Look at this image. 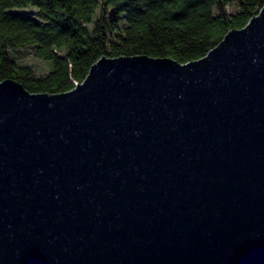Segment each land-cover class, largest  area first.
<instances>
[{
  "label": "water",
  "instance_id": "obj_1",
  "mask_svg": "<svg viewBox=\"0 0 264 264\" xmlns=\"http://www.w3.org/2000/svg\"><path fill=\"white\" fill-rule=\"evenodd\" d=\"M0 264H264V3L186 62L0 79Z\"/></svg>",
  "mask_w": 264,
  "mask_h": 264
},
{
  "label": "trees",
  "instance_id": "obj_2",
  "mask_svg": "<svg viewBox=\"0 0 264 264\" xmlns=\"http://www.w3.org/2000/svg\"><path fill=\"white\" fill-rule=\"evenodd\" d=\"M264 0H0V79L32 92L72 88L101 55L146 54L179 62L203 56ZM31 6L32 12L19 8ZM232 7V9H230ZM35 13V14H32ZM30 46L44 74L10 49Z\"/></svg>",
  "mask_w": 264,
  "mask_h": 264
},
{
  "label": "rangeland",
  "instance_id": "obj_3",
  "mask_svg": "<svg viewBox=\"0 0 264 264\" xmlns=\"http://www.w3.org/2000/svg\"><path fill=\"white\" fill-rule=\"evenodd\" d=\"M19 9L24 12H32L34 8H32L31 6H27ZM230 9H232V7H230ZM10 54H12V56L18 63L31 64L39 74H44L47 71L48 66H50L49 61H45L41 58L35 57L30 46H22L15 49H10Z\"/></svg>",
  "mask_w": 264,
  "mask_h": 264
},
{
  "label": "built area",
  "instance_id": "obj_4",
  "mask_svg": "<svg viewBox=\"0 0 264 264\" xmlns=\"http://www.w3.org/2000/svg\"><path fill=\"white\" fill-rule=\"evenodd\" d=\"M75 84H76V82H75Z\"/></svg>",
  "mask_w": 264,
  "mask_h": 264
}]
</instances>
